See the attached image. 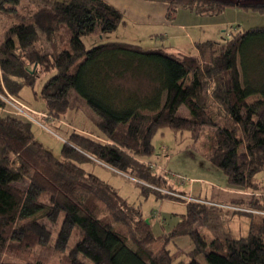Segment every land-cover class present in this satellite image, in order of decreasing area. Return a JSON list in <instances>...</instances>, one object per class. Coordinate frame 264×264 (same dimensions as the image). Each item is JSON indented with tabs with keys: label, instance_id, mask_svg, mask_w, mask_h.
Wrapping results in <instances>:
<instances>
[{
	"label": "trees",
	"instance_id": "trees-1",
	"mask_svg": "<svg viewBox=\"0 0 264 264\" xmlns=\"http://www.w3.org/2000/svg\"><path fill=\"white\" fill-rule=\"evenodd\" d=\"M3 1L13 4L6 8L13 20L0 39V256L33 255L29 264H49L54 256L57 264H201L199 256L207 264H264V189L257 178L264 172V27L197 42V53H170L105 39L123 22L122 11L105 0ZM152 1H166L168 17L178 7L212 15L231 6ZM248 8L264 14V4ZM93 35L104 39L87 47L83 38ZM41 76L43 112L61 118L81 98L106 140L71 129L55 155L29 119L8 112L2 96L23 102V88ZM164 127L189 134L193 144L209 127L200 149L227 186L251 190L250 199L213 207L188 201L172 230L156 235L138 207L82 166L103 163L134 178L143 194L167 197L144 187L165 181L144 163ZM222 209L247 216L246 233L207 241L198 225L218 222ZM173 237L187 238L189 251L171 252Z\"/></svg>",
	"mask_w": 264,
	"mask_h": 264
},
{
	"label": "rangeland",
	"instance_id": "rangeland-1",
	"mask_svg": "<svg viewBox=\"0 0 264 264\" xmlns=\"http://www.w3.org/2000/svg\"><path fill=\"white\" fill-rule=\"evenodd\" d=\"M109 4L119 8L122 11L123 22L113 31L104 34L105 39L120 40L124 42L135 43L142 46L145 49L164 48L167 52L169 50V44L174 45L170 35L167 38H161L159 28H164L159 22L165 18L166 1H152V0H105ZM209 0H200V6L206 7L210 4ZM216 5H222L224 3L231 4L226 6L222 11L213 13L211 20L217 22L216 28L220 29V35L217 38H228L231 35L244 31L251 27H264V14H260V10L254 8H248V6H258L264 4V0H211ZM27 0H22L23 6ZM235 4V6H233ZM0 39L3 37V31L11 24L13 16L9 12V7L13 4L0 0ZM212 5V4H211ZM35 6V4H33ZM214 6V5H213ZM184 10L178 7V22H180L183 16ZM181 13V14H180ZM147 14H151L150 17H146ZM177 18L176 12H173L168 21H172V18ZM205 17V16H203ZM206 27H204L205 29ZM203 29V28H202ZM215 29V28H214ZM189 31V29H186ZM185 34V31H183ZM217 35V34H216ZM100 36L84 37L83 40L87 47L100 42V39H104ZM188 35H184L178 39V42L188 49L190 43L187 41ZM197 40V37H195ZM176 41V40H175ZM188 43L189 45H185ZM46 77L41 76L36 80L34 87L26 86L21 91V99L23 103L27 105L26 115H23L32 122V130L37 133V138L53 152L55 155L60 153L64 137H67L71 129L78 130L76 128H85L89 125V131H82L94 136L91 128L100 132L93 120L95 119V112L86 104V102L78 98L75 102L77 105L76 111L68 112L67 115L61 118H52L47 113L41 111L45 110V105L39 95L40 86ZM37 92V96L34 94ZM75 95V94H74ZM11 96V95H10ZM17 99L16 97L12 96ZM7 98L8 97H4ZM8 112L13 113L12 106L6 107ZM90 114L89 119H85L88 125H85L78 112ZM77 112V113H76ZM2 110L0 108V114ZM77 114L74 119L72 114ZM180 113L186 114L187 110L181 107ZM44 114V115H43ZM83 115V114H82ZM66 117V118H65ZM66 119V120H65ZM210 128L204 127L199 135V140L196 144H193L189 134L178 133L167 127L159 129L152 137V143L154 146V154L147 157L144 163L151 167V170L155 173H162L165 181L160 184L151 185L145 188L160 191V193L167 194V197H157L153 192L143 194L141 192V184L136 182L134 178L119 173L114 169L109 168L103 163H84L82 166L92 171L99 176L107 184L113 187L120 196H122L130 205H134L139 208L140 212L144 215V218H149V225H152L154 233L162 234L163 232L169 233L172 230L173 225L178 222L179 216L185 213V205L188 201L202 200L206 203L207 207H213L212 202L225 203V204H237L239 198H243L246 202L250 199L251 190H244L240 192H230L227 186V180L224 173L214 165H212L205 156L204 144L207 143L206 136L209 133ZM81 131V130H79ZM97 133V132H96ZM97 133V134H98ZM101 133V132H100ZM99 133V137L102 140H106L105 136ZM207 134V135H206ZM96 137V136H94ZM204 151V152H203ZM163 176H160L161 178ZM260 185L264 189V172L257 175ZM163 179V178H162ZM183 200V201H182ZM234 200V201H233ZM201 201V202H202ZM219 205V204H218ZM230 207L224 205V207ZM217 209V208H216ZM221 220L215 222L212 219L211 223H206L204 226L198 225V229L205 236V239L209 241L213 237H224L228 234L233 237H238L246 233L249 218L245 215L234 214L231 209H222ZM260 212V211H258ZM160 216V217H159ZM159 217V219H158ZM160 220V221H159ZM229 236V235H228ZM187 238L173 237L167 242V247L174 252L176 247L184 248L185 253L190 241L185 240ZM161 240L154 242L151 248L156 249L161 246ZM184 255V254H182ZM187 256V254L185 255ZM189 256V254H188ZM7 260L13 264H29L34 259L33 255L27 258L21 259H8L6 256H0V262ZM201 264H207L202 256L197 259ZM49 264H57L58 257L54 256L46 261ZM46 264V263H45Z\"/></svg>",
	"mask_w": 264,
	"mask_h": 264
},
{
	"label": "crops",
	"instance_id": "crops-1",
	"mask_svg": "<svg viewBox=\"0 0 264 264\" xmlns=\"http://www.w3.org/2000/svg\"><path fill=\"white\" fill-rule=\"evenodd\" d=\"M165 4H166L165 18L163 19V21L159 20L160 21L159 23L164 28H162V27L159 28L158 34L161 36V38H167V35H170V39H172V41H174V42H172L174 45L169 44L170 46L168 47L169 48L168 52H170V53H178V52L197 53L196 45H195L197 42H202L205 40L222 39V38H217L218 35H220L221 30L216 28V25H218V24H216L217 22H215L214 20H211V17H212L211 15H207L204 13H197L196 11H192L190 9L181 8L184 10L183 11L184 13H183V16L181 17L180 22H178V9L175 11L177 18L175 17V18H172V21L171 20L168 21L169 20L168 16H167L168 3H165ZM117 9H119V8H117ZM150 15L151 14H147L146 17H150ZM203 16H205V17H203ZM204 27H206V28L204 29ZM186 29H189V31ZM183 31H185V34H183ZM188 34H189V37H188L187 41L190 43L191 47L186 49L185 46H180V45H182V43L180 44L178 42V39H180L184 35L186 36ZM195 37H197V40L195 39ZM185 45L188 46L189 44L185 43ZM41 111H45V110H41ZM77 112H78V110H77ZM77 114L80 117L81 121L85 125H88V122H90V114L82 113L83 114L82 115L80 112H78ZM77 114H75V115L72 114L71 116H73L75 119L77 117ZM66 117H68L70 119V117L68 115ZM85 119H89L88 122ZM93 122H94V120H93ZM88 127H89V125L86 126L84 129L83 128H76V129L81 130V131H85V130L89 131V130H87ZM91 131L92 132H89V133H92V134L94 133L93 134L94 136H96V137L100 136L99 135L100 132L98 133V131L96 129H94V131H93V129L91 128ZM37 134H39V133H37ZM37 134H36V137H38ZM228 190H230V192H232V191L237 192L236 190H232V189H228Z\"/></svg>",
	"mask_w": 264,
	"mask_h": 264
},
{
	"label": "built area",
	"instance_id": "built-area-1",
	"mask_svg": "<svg viewBox=\"0 0 264 264\" xmlns=\"http://www.w3.org/2000/svg\"><path fill=\"white\" fill-rule=\"evenodd\" d=\"M4 98V96H2ZM7 98H4L8 105L12 106L13 108V112L16 113V114H20V115H26V110H27V105H25L22 101L18 100V99H15L13 98L12 96H10L9 94H7ZM44 115V114H43Z\"/></svg>",
	"mask_w": 264,
	"mask_h": 264
},
{
	"label": "water",
	"instance_id": "water-1",
	"mask_svg": "<svg viewBox=\"0 0 264 264\" xmlns=\"http://www.w3.org/2000/svg\"><path fill=\"white\" fill-rule=\"evenodd\" d=\"M144 221L149 224V218H144Z\"/></svg>",
	"mask_w": 264,
	"mask_h": 264
}]
</instances>
